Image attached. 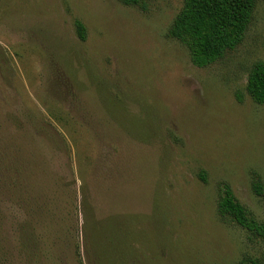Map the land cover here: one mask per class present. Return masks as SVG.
I'll return each instance as SVG.
<instances>
[{
    "label": "rangeland",
    "instance_id": "374dc122",
    "mask_svg": "<svg viewBox=\"0 0 264 264\" xmlns=\"http://www.w3.org/2000/svg\"><path fill=\"white\" fill-rule=\"evenodd\" d=\"M182 4L0 0V264H40L16 235L34 176L65 264H96L92 235L106 264L264 261V241L216 213L225 184L264 220L252 190L264 104L245 92L264 62V0L242 42L202 68L166 36Z\"/></svg>",
    "mask_w": 264,
    "mask_h": 264
},
{
    "label": "trees",
    "instance_id": "16d2710c",
    "mask_svg": "<svg viewBox=\"0 0 264 264\" xmlns=\"http://www.w3.org/2000/svg\"><path fill=\"white\" fill-rule=\"evenodd\" d=\"M120 1L126 6L139 4V0ZM254 7L255 0H183L181 9L167 28L166 36L181 43L187 49L191 63L202 68L221 58L226 51L234 50L242 42L252 20ZM73 26L77 38L84 41L83 25L80 21H75ZM245 92L255 103L264 104V62L257 61L248 70ZM236 99L238 102L242 101V97L238 94ZM27 178L29 181L34 179L30 182L31 186L26 184L21 190L22 210L28 220L21 224L20 232L16 234L19 245H23L20 240L25 239L24 234H26L39 260H47L40 261V264H59L60 260L65 264L57 248L59 240L44 234L48 232L53 221L54 223L59 221L55 214L53 216L55 207L53 208V203L44 196V193L47 195V190L37 189V177L27 176ZM42 179L45 180L44 177ZM202 179L205 180L204 177ZM252 190L262 198L264 207V186L257 176L252 181ZM234 196L231 188L223 184L216 203L217 216L246 230L251 237L264 241V220H258L250 215ZM27 197H30L27 201L29 209L24 208ZM51 218L54 220L52 221ZM25 226L28 231H25ZM38 228L41 234L34 232V230L38 231ZM22 229L24 232L21 231ZM36 234L40 235L36 236ZM98 242L92 235V251L94 253L96 250L97 253L95 263L106 264L102 253L104 248L98 245L103 244V240ZM106 243L107 239L104 244ZM238 264H264V261L247 257Z\"/></svg>",
    "mask_w": 264,
    "mask_h": 264
}]
</instances>
